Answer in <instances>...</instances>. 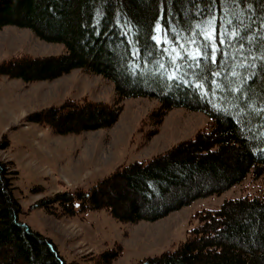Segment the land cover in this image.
<instances>
[{
	"label": "trees",
	"instance_id": "trees-1",
	"mask_svg": "<svg viewBox=\"0 0 264 264\" xmlns=\"http://www.w3.org/2000/svg\"><path fill=\"white\" fill-rule=\"evenodd\" d=\"M206 6L207 0H0V30L29 29L67 48L58 57L5 61L0 77L30 84L82 69L111 81L121 98L158 100V124L176 108L210 119L194 139L123 167L89 191L46 198L40 208L53 213L59 206L71 217L106 209L120 222H156L250 175L264 177V3L218 0L215 26L224 43L216 45L215 63L204 58L197 65L185 55L203 46ZM157 21L169 29L160 47L152 39ZM120 113L103 103L68 101L26 121L65 136L110 128ZM9 147L4 136L0 151ZM14 166L0 160V264H68L52 240L21 222ZM194 219L198 226L177 250L138 264H264V194L227 200ZM122 252L119 246L105 254L106 264Z\"/></svg>",
	"mask_w": 264,
	"mask_h": 264
},
{
	"label": "rangeland",
	"instance_id": "rangeland-1",
	"mask_svg": "<svg viewBox=\"0 0 264 264\" xmlns=\"http://www.w3.org/2000/svg\"><path fill=\"white\" fill-rule=\"evenodd\" d=\"M66 53L64 44L45 42L32 30L15 26L0 30V65L14 58ZM68 101L103 103L121 108V113L110 128L65 136L26 121ZM160 110L158 100L121 98L111 81L82 69L30 84L0 77V142L4 136L10 141L9 149L0 151V160L13 162L18 172L14 187L23 209L20 220L52 240L68 264H106L105 254L119 246L122 256L111 264H138L173 252L198 226L194 219L198 212L218 210L227 200L264 194V177L250 175L221 195L196 200L156 222L137 224L120 222L106 209L71 217L59 206L52 208L53 213L39 207L55 195L89 191L123 167L148 162L194 139L210 123L202 112L176 108L158 124Z\"/></svg>",
	"mask_w": 264,
	"mask_h": 264
},
{
	"label": "snow or ice",
	"instance_id": "snow-or-ice-1",
	"mask_svg": "<svg viewBox=\"0 0 264 264\" xmlns=\"http://www.w3.org/2000/svg\"><path fill=\"white\" fill-rule=\"evenodd\" d=\"M163 2V0H162ZM174 3L175 0H172ZM218 0H207V6L206 11L208 13V16L206 18V24L203 28V30L199 33L201 37V41L203 46L197 47L195 55L189 57L187 54L185 55L186 59H192L196 61L197 65H199L200 61L204 58H208L211 62L215 63V53L218 50V47L216 45L224 43V41L220 38L223 33L219 32L217 27L215 26V5L217 4ZM260 3H264V0H259ZM205 9H201V12L203 13ZM171 15V13H170ZM168 26L162 25L159 21L155 23V26L153 28V32L157 33V35H153L152 39L155 41L156 46L160 47L164 43L167 42V36H168ZM192 43H195V41H191ZM134 55H138L139 52L133 53ZM262 71H264V65H262L261 68ZM218 75V73H216ZM170 79H175V77H169Z\"/></svg>",
	"mask_w": 264,
	"mask_h": 264
}]
</instances>
